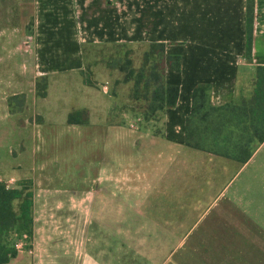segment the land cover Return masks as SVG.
Instances as JSON below:
<instances>
[{
	"label": "crops",
	"instance_id": "crops-1",
	"mask_svg": "<svg viewBox=\"0 0 264 264\" xmlns=\"http://www.w3.org/2000/svg\"><path fill=\"white\" fill-rule=\"evenodd\" d=\"M24 1L0 0V179L31 182L34 233L6 264H264V142L246 162L186 144L194 89L209 84L212 104L229 103L264 65V0H255L250 58L247 0H144L142 28L122 33L109 0H92L80 27L54 3ZM94 42L166 43V80L180 92L161 132L114 120L118 105L105 104L97 117V95L109 93L86 82L83 45ZM17 96L25 102L13 110ZM73 112H85L86 122L69 123ZM71 133L95 137L96 148L84 147L99 155L94 166L63 172L56 147ZM190 220L200 231L185 243Z\"/></svg>",
	"mask_w": 264,
	"mask_h": 264
},
{
	"label": "trees",
	"instance_id": "trees-1",
	"mask_svg": "<svg viewBox=\"0 0 264 264\" xmlns=\"http://www.w3.org/2000/svg\"><path fill=\"white\" fill-rule=\"evenodd\" d=\"M255 0H247L248 23V55L251 56L253 43ZM119 44V43H115ZM126 43L117 45L124 46ZM167 45L165 42H152L143 53V65L139 69L132 66L129 58L123 64L121 60H111L105 65L109 69H118L125 73V82H133L130 99L151 101L145 107L150 115L147 120L161 110L163 113L174 107L179 99V86L166 80ZM173 68L179 70L181 59H172ZM89 65L84 75L89 85L96 83L90 79ZM39 96L47 95V82L40 79L37 83ZM22 99V100H19ZM17 100L18 108H23L25 97L17 96L10 99L14 110ZM85 112H73L69 115V123L81 121ZM229 131L225 136V148H219V141L225 128ZM161 132V131H156ZM264 142V65L258 67L253 80L252 90L248 94H240L234 100L222 105H214L210 100V85L199 84L193 92V108L187 118L186 144L190 147L222 154L239 162L249 160L255 149ZM33 190L31 183L23 182L17 187H9L0 179V264H6L17 257L19 249L16 244L26 236L27 246L31 244L34 233ZM19 202L18 210L14 202Z\"/></svg>",
	"mask_w": 264,
	"mask_h": 264
},
{
	"label": "rangeland",
	"instance_id": "rangeland-1",
	"mask_svg": "<svg viewBox=\"0 0 264 264\" xmlns=\"http://www.w3.org/2000/svg\"><path fill=\"white\" fill-rule=\"evenodd\" d=\"M27 1V0H25ZM24 1V2H25ZM92 0H39V4H52L54 3V6L57 9H60L61 12H65L67 10L69 13L68 16H66V20L71 19L76 22L77 26L80 27L78 22L81 21V15L83 13V9H85L89 3H91ZM110 4H107L108 6H111V9L115 12L114 16L116 19V25L121 29H125L127 27H135L136 31L143 25V19H144V11H145V2L144 0H109ZM166 4V1L164 2ZM70 7V9H69ZM106 9L105 6H103V9ZM60 12V13H61ZM108 12V11H107ZM107 12L105 13V17L108 16ZM64 17H62L63 19ZM60 21V19L58 20ZM64 21V19H63ZM77 27V29H79ZM119 44L115 45V42L113 43H100V42H94V43H88L83 45L84 48V55L86 60V66L89 65V71H90V79L93 80L99 87L102 85L108 86V93L102 95V93L99 92V95H97V101L98 107L97 117H101L103 115L104 105L107 104V106H115L118 105V109L114 112L113 118L114 120L119 119L120 121H127L128 123H134L135 126H151L155 129V131H161L162 125L161 121L163 119L164 113L161 110H158L155 112V115L150 117L149 120L145 118V116L148 114L150 115L149 111L147 112V109L145 107H148L151 105V101H145L144 99H138V100H132L130 99L132 88H133V82H125V73H122L118 69H109L105 65L106 62L112 60H121L123 64L126 63V60L129 58L132 60V66L136 69H139L143 65V53L146 48H148L147 45L141 42L136 43H126L124 46H117L124 44L125 42H118ZM111 60V61H112ZM78 84V83H76ZM75 83L72 84V92L75 94L76 98L75 100H81L84 101L85 97L82 93H79L75 87ZM251 88V89H250ZM252 90V85L248 89H245L242 91L244 94L250 93ZM78 92V93H77ZM242 94V93H241ZM105 97V100L104 97ZM87 98V97H86ZM86 102V101H85ZM102 102V105H100ZM16 103V102H15ZM17 105V104H16ZM14 106V103H13ZM102 109V111H101ZM95 114V113H94ZM84 115V113L82 114ZM81 115V116H82ZM96 117V116H95ZM116 119V120H117ZM98 120V119H97ZM229 129L228 127L225 128L222 140L219 141V148H225L224 141L225 136H227ZM63 141H65V146H63ZM59 145L56 147L57 152V159L61 165V169L63 168V172L69 167V165H72L73 167L77 165L78 163L82 164L83 168L86 166V164L89 165H95L98 160H100L99 155L95 150H91L89 152L84 151L85 145H88V147L94 146L96 148L95 143V137L88 136L85 137L83 135H78L77 133H71L69 136L65 137L64 139H59ZM68 144H70V149L76 151V153H70L65 152V150L68 148ZM92 148V149H94ZM61 151V152H60ZM65 152V153H64ZM99 158V159H98ZM76 160V162L74 161ZM72 161V162H71ZM67 165V166H66ZM81 166V167H82ZM80 172V169L77 170V173ZM30 181V180H29ZM31 183V182H29ZM60 185V184H58ZM32 186V185H31ZM60 188V187H59ZM63 188V187H62ZM33 190V187H32ZM45 197H47V194L45 192ZM46 199V198H45ZM14 209L18 210L19 202L18 200L14 202ZM48 211L46 207H44L43 201H39V210L38 215L43 222V224H48ZM57 224L60 225V222L62 219H55ZM105 222L107 220H104ZM92 227L91 229H97V226L94 222L96 220L92 219ZM104 225H107L105 223ZM187 226L183 233H184V242L189 243L190 237L193 233H196L200 230L198 229H191L192 223L190 220V223L186 224ZM45 226L43 225V228ZM26 236L23 237V239H19L18 242H23V247L18 248L26 249L30 248V245L27 246V242L25 241ZM181 238L178 237V239L174 240L172 242V246L170 247V252H172V256L175 257L177 251L181 250ZM187 247V246H186ZM185 248V247H184ZM171 256V257H172Z\"/></svg>",
	"mask_w": 264,
	"mask_h": 264
},
{
	"label": "built area",
	"instance_id": "built-area-1",
	"mask_svg": "<svg viewBox=\"0 0 264 264\" xmlns=\"http://www.w3.org/2000/svg\"><path fill=\"white\" fill-rule=\"evenodd\" d=\"M101 88L105 91V92H108V86L107 85H102ZM131 126L132 127H135V124L134 123H131ZM16 246L18 248H22L23 247V242H17Z\"/></svg>",
	"mask_w": 264,
	"mask_h": 264
}]
</instances>
